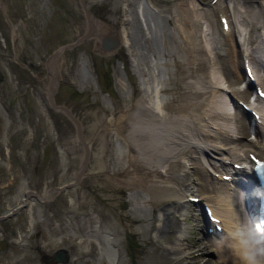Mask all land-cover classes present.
<instances>
[{
  "label": "rangeland",
  "instance_id": "rangeland-1",
  "mask_svg": "<svg viewBox=\"0 0 264 264\" xmlns=\"http://www.w3.org/2000/svg\"><path fill=\"white\" fill-rule=\"evenodd\" d=\"M259 1L239 0L236 5L241 2L237 7L243 8L240 9L243 15L254 9L264 19ZM225 3L231 25H238V30L234 27V35H222L215 7L210 6L209 0H94L88 7L91 13L105 25L114 26L117 34L118 43L107 54L100 45L97 47L99 42L91 34L93 31L82 36L86 14L79 0H0V214L19 204L25 189L34 190L38 196L50 190L41 199L31 195L26 200V210L0 220V264H133L131 248L139 264H175L184 256L183 262L179 259L176 264H216L217 252L211 254L209 249H201L205 239L200 230L203 215L199 205L188 201L176 208L168 198L176 184L164 182L171 189L158 192L154 198H159L151 203L146 202L152 197L146 187L126 186L135 172L124 157L126 144L121 132L108 133L112 139L109 149L117 160L115 165L121 163L120 168H114L115 174L85 173L80 182H70L72 177L68 176L81 163L84 147L72 118L63 109L49 104L47 72L56 63L52 56L60 50L53 97L79 118L82 137L91 135L95 121L104 116L117 117L121 113L118 109L130 106L132 101L149 100L150 105L144 111L149 109L147 112L153 113L160 98L169 103L167 112L174 114L173 106L191 100L186 88L191 89L192 81L198 77L205 80L208 70L214 75L210 68L213 62L215 67L217 63L222 65L223 70L218 72L220 79H226L227 72L243 75L242 50L238 47L249 46L255 34L264 33L261 26L256 33L246 34L242 42V25L231 15L234 0H224ZM186 17H191L193 23L187 22ZM204 17L215 28L211 34L207 33L209 21ZM181 25L185 28H180ZM121 28L127 34L122 42ZM187 31L192 33L188 35ZM187 36L193 39L195 50L188 51L192 45L185 40ZM229 45L233 48L227 50ZM192 52L199 54L202 63L192 61ZM241 84L243 88L245 85ZM157 86L164 88L163 93H154ZM205 94L206 91L201 96ZM195 109L190 113L201 114L199 107ZM138 111L142 113L143 109ZM104 131L105 127L99 126L98 132L91 135V149L97 147L95 143L102 144L100 136H105ZM252 135L250 131L246 138L251 139ZM90 156L91 162L93 155ZM179 169L177 166L172 173L180 172ZM186 169L190 170L188 166ZM138 173L142 171L135 175ZM148 177L158 183L156 177ZM146 181L144 184L150 185ZM63 183L70 185L61 190L51 188ZM191 188L188 191L197 195L195 187ZM164 208H168L165 217L170 223L165 222L166 235L162 236L157 217ZM179 229L186 239L180 242L181 249L172 252L173 235H179ZM128 234L131 248L127 245ZM34 246L46 254L64 247L68 257L63 262L46 263L40 260ZM230 258L224 264H232Z\"/></svg>",
  "mask_w": 264,
  "mask_h": 264
},
{
  "label": "bare ground",
  "instance_id": "bare-ground-1",
  "mask_svg": "<svg viewBox=\"0 0 264 264\" xmlns=\"http://www.w3.org/2000/svg\"><path fill=\"white\" fill-rule=\"evenodd\" d=\"M92 1L94 0H84L83 9L86 10ZM234 1H235L234 3L239 2V0H234ZM247 1H251V0H247ZM216 2L218 3L219 6H221L220 4L222 3V0H217ZM242 2L244 3L246 1H242ZM239 5H241V2ZM240 9L243 10V8H240ZM240 9H237L233 5L231 15L233 16L234 19H236L239 25H242L241 26L242 33L240 31L239 32L243 36V38L241 39L240 37V39L243 40L242 42H244L246 34H249L250 36L251 33H256L255 31H257L259 27L264 26V19H263V16L260 17L258 12H256L254 9L248 12L246 16L241 13ZM199 13H202V12H199ZM85 14H86L85 29L93 31L91 34H94V36H96V39H97L96 42H99V44H97V47H99L100 39L104 34L106 33L115 34V31H113L114 26H107L104 23L98 21L91 12L89 13L85 12ZM239 14L241 15V17L238 19L237 15ZM203 16H205V14ZM206 17H204V19H206ZM190 18L186 17L187 22L193 23L191 22ZM208 21L209 19L207 20V22ZM234 22L235 20L233 21V23ZM211 24H210V21L207 24L208 34H211L213 32V29H215V28H212L213 26ZM234 25L235 24H233V26H231L230 28V34L233 33V35L235 34V28L238 30V27H236L238 25L237 24L235 26ZM181 27H183L182 29L185 28L184 25H181L180 28ZM249 27L251 28L250 30H249ZM189 29H191L192 31V28H189ZM191 33L188 32L187 34L189 35ZM256 36L259 37V40L262 39V37L259 36V34H255V37ZM187 37L188 39H185V40H189L188 45L189 44L192 45L189 47L188 51H190V49H192L193 47H196V45L193 42V39L191 38L192 36L190 38L189 36ZM212 38L214 37L212 36ZM233 38L235 39L234 42L238 44L237 38L236 37H233ZM246 39L248 41L250 38L247 36ZM122 40H123V37L121 35L120 41L122 42ZM185 40H184L185 42L184 45H186V42H187ZM212 43L214 44V42ZM201 45H202V42H201ZM247 45H250V44L248 43ZM244 47L245 45L242 47V44H241V47H238V49L242 50ZM231 48H233V45L231 46L229 45L227 47V50ZM247 49H249V47L246 46L243 49L244 52ZM59 51H56V53L52 56L53 63L54 62L56 63L48 67L47 81L50 84V86L54 83L55 81L54 78L56 77V75L58 74L60 70L59 69L60 61L57 62V60L59 59L58 58ZM111 51L112 50L110 49L109 51H102V52H107L108 54ZM202 51H205V49L204 50L202 49ZM207 51L208 50L206 47L205 55H207ZM216 51H213V52L217 53ZM194 54L190 55L192 57V61L194 63L196 61L199 63L200 62L202 63L201 57L200 56L198 57L199 54H195V55ZM207 56L205 57L207 58ZM214 56H216V54ZM234 56L236 55L234 54ZM220 57H217V58H220ZM187 59H189V56ZM234 63L235 61L233 62V64ZM217 65L218 67H215L214 62H213L212 65L210 66V68H212V72H214V75H213L214 77L209 73V70L208 72L206 70L207 74H205L206 75L205 80H202L201 77H200L201 79H199L198 77V80L192 81L190 83L191 89L187 90L186 88V94L190 97L191 100L187 101L186 103L181 102V104L178 105L177 107L173 106L174 111H176L174 114L167 112L169 109L168 108L169 103L163 101L160 98L158 99V102H157L158 109L155 110L153 113L152 112L148 113L147 111L149 109L146 111H144V109L148 108L147 105H150V103L147 104L149 100L147 101L146 99H140L136 102L132 101L130 106L125 104L126 105L125 107L119 108L118 110H120L121 113L117 114L118 115L117 117L107 118L104 116L100 120L95 121L92 126L91 135L98 132L99 126H102V128L105 127L106 131H104L105 133L104 137L103 135L100 136L102 137V144L99 145V142L97 144L95 143V146L97 145V147L93 149H91L92 147H91V142H90L92 136L89 134V135H86V137L84 136L82 137L81 123H80L79 118L74 116L72 113H70L69 110H65L67 111V114L74 117L72 118V120L74 124L76 125L77 130L79 132L78 133L79 138H80L79 140L84 147V153L81 158V163L79 164L77 170H74L72 175L70 174L68 177H72L70 182L72 181L73 183L74 182L78 183L80 182V179L84 177L85 173H95L96 174L97 172L102 171V173L105 172L108 176H111V174L114 173V170H115L114 168H117V167L120 168L121 163L119 164L117 163V165H115L117 160L112 156L110 152L108 144H111L110 141L112 139L109 138L108 133L110 130H114L115 131L114 133L116 134L117 132L118 133L121 132L120 133L122 134L121 137H123V140L126 144V152H125L124 157L126 159L127 164L131 166L130 168L134 170L135 174H137V172L139 171H142V174L145 175V176H140L139 174L141 173H138V176H137L132 173L133 178L127 181L126 186L128 185L129 188L130 187L132 188L134 186L146 187V189L150 191L152 195V197L146 200V202H150L155 199L154 197H156L155 195L158 194V192L169 191L171 189L170 187H168L167 184H164V182H168V183L171 182L170 184H173L171 186H175L174 184H176L177 185L175 186L176 189L175 190L171 189V190L172 192L174 191L177 193L172 194L170 190L169 192L171 193V195H168V198L170 196L171 202L176 205V208L181 207L182 205L184 206L187 203V201L185 200L186 196L187 194H192V193L185 192V191H187L188 188H191L192 186L195 187L194 189L197 190V195H203V198L211 201L216 211L220 213L221 215L225 216V219L230 226H233V227L237 226V227L243 228V235L240 237H236L234 240L232 239L233 241L229 242V244H223L221 241H219V239H216L215 236L213 237L206 236L205 238L203 237L205 239V244L201 249L207 250L210 247H216V252H217V255L219 256L218 257L219 259L216 261V264H224V261H226L230 257H231L230 259L233 260L232 264H240L242 261H244L245 264H264V249H262L261 241L255 243V242L250 241L247 238V230L245 227L247 226L246 223H248L247 218L249 215V209H248L249 205L246 204L247 202L245 200L243 201L242 190L240 189L238 180L234 177L233 179H230L231 180L230 181L231 183H230L225 180H221L219 178H215L214 176H212L214 171L222 172L220 170V167L225 165L222 162V158L224 157L234 156L236 158H241L243 160L246 157L245 156L246 150L248 149H256L262 156H264V144H263L264 128L260 130L259 128L254 127L253 123L251 122V119L249 118V114L246 111H244L236 103H232L231 100L228 99L225 92H222L221 90L219 91L214 90L215 85L221 82L220 84L230 87L231 90L235 92L236 94L237 92H239L240 95L243 97H248L251 91L248 81L245 79V76L242 74L240 76H235L233 74H228L227 72L226 79H220L221 73H218V72H220V70H223V68H222V65L218 63ZM253 66H254L255 71L259 75H261L262 78L264 79V63H262V61H260L258 57L257 58L254 57ZM181 67L183 66L181 65ZM229 67L230 66L228 65V68ZM173 74H177V73H173ZM241 83L243 84V86L245 85L243 88L240 86ZM146 91L148 92V90ZM162 91H164V88H161L160 86V87H157L156 90H154V93L155 92L159 93ZM205 91H206V94L204 95V97H202L201 95L203 94V92L205 93ZM211 94H212V97H210ZM49 95H50V91H49ZM202 98H203L204 103L202 102ZM128 106H129V109H128ZM258 106L262 109V113L264 117V104L258 103ZM154 107L155 105H153V109ZM195 107L197 109L198 107L200 108V113L202 114V116L207 114L206 120H204L203 117H201V114L196 115V114L190 113L192 110L195 109ZM188 108H190L191 110L190 109L188 110ZM139 109H143L142 113L138 111ZM182 109H184V112H179ZM210 124H216L217 128L216 129L211 128ZM122 129H124V132ZM250 129L253 130L255 137L252 139H247L245 136L248 132H250ZM218 145H223L225 149L224 150L218 149ZM221 153L223 154V156L219 158ZM90 154L93 155L92 156L93 160L91 162L89 159V157H91ZM181 155H182V159L180 158ZM85 163L87 165H85ZM187 164L190 165V170L184 167ZM177 166L180 167L179 169L180 172L176 173L177 172L176 171L175 173H172V171H174V169H176ZM126 167L128 169V166ZM243 171H245V169H242V172ZM114 176L117 177V175H114ZM148 176L156 177L157 178L156 181H158V183L154 181V178L152 179V178H149ZM140 179L141 181L138 182ZM145 179L147 180L146 182H148V184L150 185L144 184ZM118 181H120V179H118ZM190 182L192 183L190 184ZM123 183L125 184V182ZM43 192H45V190ZM178 194H181V195L179 196ZM214 200L216 202H214ZM165 209H168V208H164L163 210H160L159 217H157V221L159 222L157 225H159L158 226L159 232L162 236L166 235V228L164 227L165 222L170 223V219L165 217L166 212H167V210L165 211ZM244 228L246 231L244 230ZM178 233L179 235L178 234L173 235V241H174L173 248L172 249L169 248L170 251L172 252L174 250L177 251V249H181L180 242L186 239V237L182 234L181 229H179ZM194 244L198 245V242H194ZM170 247H172V245H170ZM184 253L187 255V252H184ZM179 259L181 262H183V260L185 259V256L184 258L183 257L178 258L177 262L179 261ZM205 263L208 264L207 262Z\"/></svg>",
  "mask_w": 264,
  "mask_h": 264
},
{
  "label": "water",
  "instance_id": "water-1",
  "mask_svg": "<svg viewBox=\"0 0 264 264\" xmlns=\"http://www.w3.org/2000/svg\"><path fill=\"white\" fill-rule=\"evenodd\" d=\"M82 2H84V0H81ZM106 38H109L108 36H106ZM104 39V38H102ZM110 39V38H109ZM106 42H104L103 48L104 49H110L111 47L115 46L117 44V38L115 35L111 36V39L108 41V39H105ZM79 133V132H78ZM61 254V253H60ZM62 255V254H61ZM60 259H62L63 257L58 255Z\"/></svg>",
  "mask_w": 264,
  "mask_h": 264
},
{
  "label": "flooded vegetation",
  "instance_id": "flooded-vegetation-1",
  "mask_svg": "<svg viewBox=\"0 0 264 264\" xmlns=\"http://www.w3.org/2000/svg\"><path fill=\"white\" fill-rule=\"evenodd\" d=\"M39 253H41L39 256L41 260L46 261L47 263L54 261V259L52 258V252L50 254H46L44 252H41V250H39Z\"/></svg>",
  "mask_w": 264,
  "mask_h": 264
},
{
  "label": "trees",
  "instance_id": "trees-1",
  "mask_svg": "<svg viewBox=\"0 0 264 264\" xmlns=\"http://www.w3.org/2000/svg\"><path fill=\"white\" fill-rule=\"evenodd\" d=\"M130 239V235L128 234L127 235V240H128V242H127V245H128V247H131L130 245H129V240ZM135 246L137 245L136 243L134 244ZM138 246V245H137ZM136 246V247H137ZM133 252H134V249L132 248V249H130V253H131V255H132V259H133V264H139L137 261H136V259H135V255L133 254Z\"/></svg>",
  "mask_w": 264,
  "mask_h": 264
}]
</instances>
